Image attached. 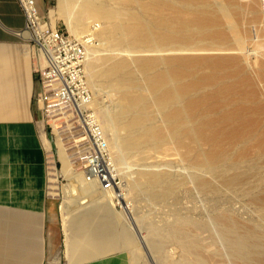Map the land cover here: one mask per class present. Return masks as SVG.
<instances>
[{
	"label": "bare ground",
	"instance_id": "6f19581e",
	"mask_svg": "<svg viewBox=\"0 0 264 264\" xmlns=\"http://www.w3.org/2000/svg\"><path fill=\"white\" fill-rule=\"evenodd\" d=\"M246 10L258 13L254 1L240 0H58L49 8L53 24L62 16L77 35L86 31L89 19L101 21L100 41L89 48L87 71L94 106L116 152L115 162L105 168L108 180L97 178V172L88 179V172L76 170L63 141L57 140L64 170L77 176L63 206L68 213L64 225L70 264H148L117 208L130 207L125 185L156 199L199 188L215 196L234 191L255 198L263 178L250 176L264 171V101L249 68L264 74V51L251 60L246 52L233 50L242 49L246 40L239 24ZM108 45L148 52H102ZM41 135L49 150L44 130ZM16 155V170L27 172L24 155ZM126 161L142 167L125 179L121 171H126ZM169 161L186 162L194 179L167 166L155 167L156 162ZM16 182L19 189L11 194L0 191V196L22 197L24 182ZM261 207L264 213V200ZM224 218L222 236L229 252L217 245L204 249L190 220L173 226L178 234L175 251L181 254L173 258L174 264H187L189 259L232 264L230 258L234 264H252L245 255L248 249L264 253L263 234L239 228L244 222H230L228 214ZM25 224L14 222L17 239L2 247L15 244L17 253L25 251L19 246ZM206 225L216 240V229ZM149 230L154 237L160 234L155 226ZM15 259L10 258L11 264Z\"/></svg>",
	"mask_w": 264,
	"mask_h": 264
},
{
	"label": "rangeland",
	"instance_id": "374dc122",
	"mask_svg": "<svg viewBox=\"0 0 264 264\" xmlns=\"http://www.w3.org/2000/svg\"><path fill=\"white\" fill-rule=\"evenodd\" d=\"M244 3L254 1L258 13L253 14L251 10H246L239 18V24L242 33L246 36L243 48L234 46V52H246L249 59L253 60L257 57V53L264 51V4L262 0H240ZM44 12L49 14V8L56 6L58 0H44ZM38 5V2H37ZM52 20V18H51ZM90 22L86 26V31L79 34L84 35L89 29L97 37V43L100 41L98 37V27L100 29L101 21L96 19H89ZM56 23L63 28L70 31L64 17L58 16ZM100 47V46H99ZM101 51L105 53L129 52V53H144L145 50H131V48H124L122 46H103ZM250 73L255 78L257 91L264 101V74H259L255 67L249 68ZM37 118L36 124L39 129V136L41 144L47 155L44 162V173L41 174L43 178L42 186L40 188L39 197H35L31 204L19 206L18 204H9L8 210L12 213L15 211H27L25 219L27 220L24 228L23 241L26 242L24 246L28 248L27 243L31 241L34 245V251L21 254L22 264H70V255L68 251V238L64 225V216L67 215L63 209L64 200L68 197L74 188L71 184L76 181L77 176L73 173L68 174L63 168V162L59 155V144L57 138L48 133L47 138L51 145L49 150L46 149L41 130ZM103 126V125H102ZM104 128V127H103ZM108 138V132L104 128ZM45 132V131H44ZM63 145L66 153L70 155V159L76 170H82V160L84 152L88 146L84 140L70 137L63 139ZM108 142L109 138H108ZM0 141V177H10L12 174L9 171L8 164L9 154L6 155L4 148L1 147ZM110 145V144H109ZM112 148V147H111ZM113 162L116 160V152L112 149ZM120 154V153H119ZM146 165H143L145 167ZM151 166V165H148ZM167 166V168L174 173H181L188 179H194V171L186 162H156L155 167ZM124 170L121 171L124 178L134 174V170L138 163H124ZM71 172V171H70ZM127 173V174H126ZM263 178L258 182L257 189L254 190L255 198L237 193L234 191L228 194L220 193L217 196L213 194L204 193L200 188L188 191H176L175 194L169 196L167 199L152 198L147 193H134L130 190L128 185L124 186V193L129 195L130 207L121 210V221H126L133 229L136 242L143 251V255L148 264H174L173 258H180L177 250V235L172 227L183 221L190 220L196 227L194 232L201 239L204 249L212 246H220L225 252L230 251V246L226 238L222 236V228L225 227L224 215L228 214L230 222H234V218L244 222L239 228H248L256 234H263L264 236V213L261 211V202L264 200V171L261 173H253L250 177L257 180V177ZM87 198V197H85ZM1 211V210H0ZM6 220L12 221L17 219L14 215L4 216ZM30 218V220H29ZM224 225H223V224ZM206 224H210L216 229L217 239L214 240L209 234ZM150 226H155L159 229V233L155 237L149 230ZM218 230V232H217ZM153 235V236H152ZM162 246L161 251L156 250V242ZM116 251H119L117 249ZM125 252V251H124ZM247 260L252 264H263L264 253H260L255 249H248L245 252ZM39 256L37 260L33 257ZM230 262L234 264V260L230 258ZM21 264V263H20ZM187 264H197L194 260L189 259Z\"/></svg>",
	"mask_w": 264,
	"mask_h": 264
},
{
	"label": "built area",
	"instance_id": "2783aa9c",
	"mask_svg": "<svg viewBox=\"0 0 264 264\" xmlns=\"http://www.w3.org/2000/svg\"><path fill=\"white\" fill-rule=\"evenodd\" d=\"M18 1L26 16L21 33L32 46L40 130L45 131V137L49 133L57 140H84L88 148L82 170L88 172V179L97 172V178L108 180L105 168L114 163L113 155L94 106L95 93L87 71L89 48L97 43V37L91 31L79 36L53 24L51 16L39 10L37 0ZM115 179L119 181L117 176Z\"/></svg>",
	"mask_w": 264,
	"mask_h": 264
},
{
	"label": "crops",
	"instance_id": "0c3cea01",
	"mask_svg": "<svg viewBox=\"0 0 264 264\" xmlns=\"http://www.w3.org/2000/svg\"><path fill=\"white\" fill-rule=\"evenodd\" d=\"M38 7L44 13V0H37ZM26 24V16L18 0H0V141L1 147L9 154L8 164L10 165V177H0V191L11 194L19 189L17 181L24 182L21 189L23 196L27 193V198L0 196V264H11L10 258L15 256L16 264H22L21 254L34 251L31 241H22L23 251L17 253L15 244L2 247V243L15 242L17 239L13 232L14 222H27L23 211H15L10 214L9 204L28 205L39 197L40 188L44 173L45 150L41 144L39 129L36 119L40 113L35 102V90L38 83L33 71L32 46L29 40L21 33ZM16 154H23L22 158L27 172H19ZM15 155V156H14ZM1 179H4L2 181ZM16 179V180H14ZM23 214V215H21ZM14 215L16 220L8 221L4 216ZM30 220V218H29ZM24 236V228L22 230ZM7 254V256H5ZM17 254V256H16ZM35 260L39 256L33 257ZM37 258V259H36Z\"/></svg>",
	"mask_w": 264,
	"mask_h": 264
}]
</instances>
